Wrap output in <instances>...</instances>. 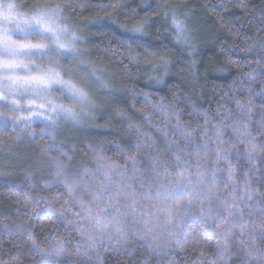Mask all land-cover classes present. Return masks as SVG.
Returning a JSON list of instances; mask_svg holds the SVG:
<instances>
[{
	"label": "clouds",
	"instance_id": "obj_1",
	"mask_svg": "<svg viewBox=\"0 0 264 264\" xmlns=\"http://www.w3.org/2000/svg\"><path fill=\"white\" fill-rule=\"evenodd\" d=\"M0 264H264V0H0Z\"/></svg>",
	"mask_w": 264,
	"mask_h": 264
}]
</instances>
